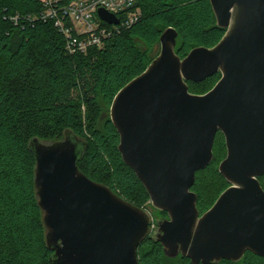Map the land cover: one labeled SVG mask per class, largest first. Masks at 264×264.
Wrapping results in <instances>:
<instances>
[{"label":"water","instance_id":"95a60500","mask_svg":"<svg viewBox=\"0 0 264 264\" xmlns=\"http://www.w3.org/2000/svg\"><path fill=\"white\" fill-rule=\"evenodd\" d=\"M210 4L217 27L225 30L222 40L182 59L178 32L166 29L158 57L110 109L123 162L151 207L167 214L153 235L146 210L79 170L85 141L66 131L57 143H29L51 264H140L148 237L162 245L166 258L181 256L191 264L238 263L247 253L264 259V0ZM99 17L120 23L104 9ZM217 74L210 92L190 93L189 83ZM218 133L227 147L219 173L230 187L201 215L192 189L197 173L214 160Z\"/></svg>","mask_w":264,"mask_h":264},{"label":"trees","instance_id":"16d2710c","mask_svg":"<svg viewBox=\"0 0 264 264\" xmlns=\"http://www.w3.org/2000/svg\"><path fill=\"white\" fill-rule=\"evenodd\" d=\"M135 8L141 18L132 27L116 32L102 48L69 55L65 38L52 22L26 20L44 11L39 0H0V264H51L54 256L46 243L34 187L36 159L29 148L34 139L53 144L71 131L88 145L78 163L84 175L140 209L150 202L118 151L120 137L110 118L113 100L158 57L166 29L178 32L177 53L182 59L195 48L215 47L225 30L217 27L210 0H136ZM17 15L21 19L15 25L10 18ZM220 78L217 74L202 83H189L190 93L204 95L206 85H216ZM73 89L76 98L70 95ZM219 136L223 134L218 133L216 141ZM216 141L214 160L197 173L192 189L201 215L230 187L218 168L219 180L226 186L218 197L204 206L197 190L202 176L216 166ZM263 179L259 181L264 189ZM159 213L161 220L167 218ZM138 257L140 264H191L181 256L166 258L152 237L143 242ZM219 264H264V259L247 253L238 263Z\"/></svg>","mask_w":264,"mask_h":264},{"label":"built area","instance_id":"2783aa9c","mask_svg":"<svg viewBox=\"0 0 264 264\" xmlns=\"http://www.w3.org/2000/svg\"><path fill=\"white\" fill-rule=\"evenodd\" d=\"M44 11L40 16H27L26 20L52 22L65 38V50L69 55H86L93 48H102L105 42L123 28L136 24L141 13L136 0H76L63 4L62 0H39ZM104 9L119 19V25H110L99 17ZM20 15L10 20L18 25Z\"/></svg>","mask_w":264,"mask_h":264},{"label":"rangeland","instance_id":"374dc122","mask_svg":"<svg viewBox=\"0 0 264 264\" xmlns=\"http://www.w3.org/2000/svg\"><path fill=\"white\" fill-rule=\"evenodd\" d=\"M215 83H209L206 85V88L203 92H210L214 87ZM206 93V94H207ZM71 97L76 98L78 96V92L73 89L70 93ZM83 113H86V108L83 107ZM216 155V166L213 167L210 171L206 172L201 178V184L198 187V192L201 193L204 206H209L211 202H213L219 195V192L226 188V186L221 184L219 180L218 168L223 160L226 159L227 150L225 146V140L223 136H219L216 141L215 148ZM262 184H264V179L262 180ZM151 203L144 205L142 209L146 210L151 218V227H150V235H153L155 230L158 228L157 222H161V215L158 211L154 210L152 207L146 209L148 205Z\"/></svg>","mask_w":264,"mask_h":264}]
</instances>
